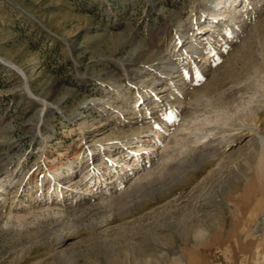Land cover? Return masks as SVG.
<instances>
[{"label": "rangeland", "instance_id": "374dc122", "mask_svg": "<svg viewBox=\"0 0 264 264\" xmlns=\"http://www.w3.org/2000/svg\"><path fill=\"white\" fill-rule=\"evenodd\" d=\"M149 119L170 129L141 167L85 162ZM10 167L0 264H264V0H0Z\"/></svg>", "mask_w": 264, "mask_h": 264}, {"label": "bare ground", "instance_id": "6f19581e", "mask_svg": "<svg viewBox=\"0 0 264 264\" xmlns=\"http://www.w3.org/2000/svg\"><path fill=\"white\" fill-rule=\"evenodd\" d=\"M238 17V16H237ZM244 18V17H243ZM218 21V20H217ZM196 44V43H195ZM185 48V47H184ZM197 48L196 45H194V43L192 44V50L195 51ZM186 52V51H184ZM207 57V56H206ZM192 61V60H191ZM162 62V61H161ZM156 65V64H155ZM174 66V65H173ZM160 67V66H159ZM165 67V66H164ZM153 68V67H152ZM155 70V69H154ZM180 71V70H179ZM178 71V72H179ZM165 72V71H164ZM165 74V73H164ZM183 74V73H182ZM170 75V74H169ZM177 76V75H176ZM167 77V76H166ZM171 78H173L174 76H170ZM169 78V77H168ZM180 78V77H178ZM167 80V79H166ZM179 80V79H178ZM184 80V79H183ZM171 82V81H170ZM169 82V83H170ZM173 82V81H172ZM179 82V81H178ZM184 82V81H183ZM168 82L165 84L167 85ZM261 86V84H260ZM163 87V86H162ZM174 87V85H173ZM169 88V86H168ZM167 86H164L163 88H161L160 90V96L161 97H166V91H167ZM169 93V92H168ZM203 94V93H202ZM201 94V95H202ZM205 94V93H204ZM200 96V94L198 95ZM221 99V98H220ZM196 100V99H195ZM234 100V99H233ZM197 101V100H196ZM236 101V100H235ZM189 103V102H188ZM197 103V102H196ZM204 103V102H203ZM182 104V103H181ZM249 104V103H248ZM147 105H149V107L146 109L144 117H147L148 112H150V116L152 117V113H157L159 111L163 110V106L162 103H148ZM142 109V102H138L135 103L134 106V110H133V114H139L141 112ZM199 110V109H198ZM209 111V110H208ZM216 113V112H215ZM149 116V115H148ZM206 116V115H205ZM209 116V115H208ZM210 117V116H209ZM208 119V117H206ZM201 119V118H200ZM165 120V119H164ZM195 121V120H194ZM198 121V120H197ZM206 120H204L205 122ZM192 122V121H191ZM210 122V121H209ZM193 124V123H192ZM81 127L82 126H87L85 123L80 124ZM161 129H155V127L151 126V122L150 119L143 122L140 127L136 130H132V132L130 131L129 133H124L121 136H111V137H105L104 136H100L96 139L93 140V143L95 146L100 147L98 149V151H94L91 154H88L85 157V162L87 161H94L98 160L97 156L98 155H107L111 158H113L114 160H124V158L119 159V157L121 156V152H123L122 147L126 144L128 147L132 148L134 154L130 157L132 158L134 155H136V157L133 160H127L126 162H122L120 170H125V172L127 173L128 171H131L130 169L135 168V167H141L143 165V159L141 158L142 155L144 153H148V151L154 149V138L156 136L160 137L162 136L165 132H168V130L170 129L169 124H165L164 125V121L161 122ZM159 126V127H160ZM181 126V125H180ZM80 127V126H79ZM183 127V126H181ZM137 128V127H136ZM155 129V130H154ZM84 130V129H83ZM127 130V129H126ZM173 130V129H172ZM175 137L177 136V133L180 131L178 129H175ZM129 131V130H128ZM197 131V130H196ZM200 132V131H199ZM192 134V133H191ZM203 135V134H202ZM174 137V138H175ZM198 138V137H197ZM203 139V138H202ZM197 140V139H196ZM199 141V139L197 140V142ZM179 142V141H178ZM209 142V141H208ZM211 143V142H210ZM178 144V143H176ZM198 144V143H197ZM90 145V144H89ZM165 149V148H164ZM163 149V150H164ZM172 149V148H171ZM168 150V149H167ZM163 152V151H162ZM162 157L166 160V155L167 152H163L161 153ZM123 156V155H122ZM126 156V155H125ZM79 158H84L82 155ZM163 159V160H164ZM80 165V164H79ZM132 166V167H130ZM58 167V166H57ZM76 165L72 163H70L68 165V173L64 174L65 172L60 170V168H54V170H52L54 177H56V184L62 183L64 184L65 188L67 189H71L72 187H79V185H81V171L80 168L76 169ZM130 167V168H128ZM50 169V168H49ZM20 169L17 168H7V170L5 171V173L0 174V188L2 190H0V196L2 197V199L4 200H8V195H9V191H10V187L12 184H14L15 179H19L20 178V173H19ZM64 174V175H63ZM116 177V176H115ZM61 178V179H60ZM21 180V178H20ZM17 181V180H16ZM15 181V182H16ZM19 181V180H18ZM17 181V182H18ZM112 183V182H111ZM12 189V188H11ZM49 205V204H48ZM51 206V205H50ZM49 206V208H50ZM47 208V209H49ZM57 208V207H55ZM54 208V209H55ZM59 208V207H58ZM43 210V209H42ZM56 210V209H55Z\"/></svg>", "mask_w": 264, "mask_h": 264}]
</instances>
